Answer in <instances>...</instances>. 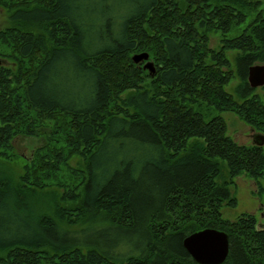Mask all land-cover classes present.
Wrapping results in <instances>:
<instances>
[{
    "label": "trees",
    "instance_id": "1",
    "mask_svg": "<svg viewBox=\"0 0 264 264\" xmlns=\"http://www.w3.org/2000/svg\"><path fill=\"white\" fill-rule=\"evenodd\" d=\"M260 2L140 0L102 29L79 0H0V158H17L18 136L41 142L18 173L0 169V264H197L183 239L203 228L227 233L221 264H264V207L260 222L221 214L237 175L264 177L263 147L212 113L264 134V86L247 81L264 64V14L226 36ZM229 50L239 100L225 90Z\"/></svg>",
    "mask_w": 264,
    "mask_h": 264
},
{
    "label": "rangeland",
    "instance_id": "2",
    "mask_svg": "<svg viewBox=\"0 0 264 264\" xmlns=\"http://www.w3.org/2000/svg\"><path fill=\"white\" fill-rule=\"evenodd\" d=\"M79 1L82 4L81 13L83 14V18H85V16L86 18L93 17L95 19L94 21L96 26H99V24L102 23L101 28L104 29L105 27L106 29L107 18L113 16V14L117 10H120L121 14H129V9H132L135 2H138L140 0ZM1 11L2 9L0 8V21L2 20ZM258 12H262L264 14V0H261L259 5L255 9L246 10L245 20L233 27L230 31H227L226 36L231 37L239 33L242 28L245 27ZM219 37L220 32H213L211 34L209 42L211 47L216 48L219 46ZM236 53L237 52L233 50H229L226 52L227 58L229 59L231 68L233 70V77L225 85V90L229 94H231L235 100H239L240 94L237 91V86L241 83V77L237 73V64L234 60ZM147 60L153 61L152 59H150L149 53ZM144 62L145 61H142L136 64H141L142 67ZM69 65L70 64H68V70L65 73L60 74V79L67 82V89H69V92H75L78 90L81 78H79L78 74H76V72L74 71L73 65ZM145 70L150 74L148 69ZM260 90H262V88L258 87L257 91ZM212 113L220 115L224 119L226 125V134L229 135L234 141L239 144H252V135L253 133H255V131L241 118L237 117L235 113L227 110L219 111L217 109H214ZM37 145H41V142H38L36 139L23 136L16 137L13 141V146L14 152L17 154V158H15L14 161L12 160L9 164L0 158V169L6 170L7 168H9L10 170L15 171V173H18L20 171V164L33 154L34 148ZM220 162L222 164L223 170L226 171L225 161L220 160ZM11 178L13 177L11 176ZM234 181V186H232L230 190L232 195L236 197L237 203L235 206L223 205L221 208L222 217L229 220H235L239 215L243 213H252L255 215L257 221L260 222L262 219V208L264 207V177L259 178L258 183H256L245 172H241L234 178ZM14 211L20 216V218L27 214V210L25 207L14 209ZM15 221L18 224L20 223L19 219H15Z\"/></svg>",
    "mask_w": 264,
    "mask_h": 264
},
{
    "label": "water",
    "instance_id": "3",
    "mask_svg": "<svg viewBox=\"0 0 264 264\" xmlns=\"http://www.w3.org/2000/svg\"><path fill=\"white\" fill-rule=\"evenodd\" d=\"M135 63L145 61L142 67L153 75V61L147 60L148 53H135L131 56ZM248 83L251 87L264 84V65L256 64L249 68ZM253 143L264 145V135L254 134ZM183 246L198 264H221L228 254V236L224 231L215 228H203L192 232L183 239Z\"/></svg>",
    "mask_w": 264,
    "mask_h": 264
},
{
    "label": "bare ground",
    "instance_id": "4",
    "mask_svg": "<svg viewBox=\"0 0 264 264\" xmlns=\"http://www.w3.org/2000/svg\"><path fill=\"white\" fill-rule=\"evenodd\" d=\"M264 65V64H263ZM248 81V80H247ZM262 86H264V84L263 85H261V86H257V87H252V88H258V87H262ZM254 134H262V133H258V132H255V133H253V135ZM252 135V136H253ZM264 135V134H263ZM252 144L253 145H258V144H254L253 142H252ZM258 146H261V147H263V150H264V145H258ZM262 217H263V212H262ZM195 232V231H194ZM226 233V232H225ZM227 234V233H226ZM228 236V235H227ZM228 246H229V242H228ZM193 259V258H192ZM224 262V261H223ZM198 264V263H197Z\"/></svg>",
    "mask_w": 264,
    "mask_h": 264
}]
</instances>
